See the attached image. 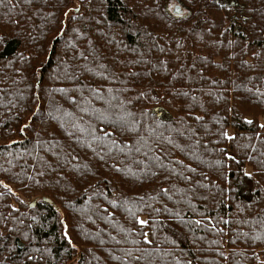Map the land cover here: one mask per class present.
I'll return each instance as SVG.
<instances>
[{
    "label": "trees",
    "instance_id": "trees-1",
    "mask_svg": "<svg viewBox=\"0 0 264 264\" xmlns=\"http://www.w3.org/2000/svg\"><path fill=\"white\" fill-rule=\"evenodd\" d=\"M167 1L0 0V264H264V0Z\"/></svg>",
    "mask_w": 264,
    "mask_h": 264
},
{
    "label": "rangeland",
    "instance_id": "rangeland-1",
    "mask_svg": "<svg viewBox=\"0 0 264 264\" xmlns=\"http://www.w3.org/2000/svg\"><path fill=\"white\" fill-rule=\"evenodd\" d=\"M167 7L170 13H173L177 8L180 7L179 3L177 0H168L167 1ZM182 7V6H181ZM185 13H187V9H185L184 11ZM157 114L162 118V119H166L167 116L164 112L162 111H158ZM262 123L264 124V118L262 119Z\"/></svg>",
    "mask_w": 264,
    "mask_h": 264
},
{
    "label": "water",
    "instance_id": "water-1",
    "mask_svg": "<svg viewBox=\"0 0 264 264\" xmlns=\"http://www.w3.org/2000/svg\"><path fill=\"white\" fill-rule=\"evenodd\" d=\"M174 13L177 14V15L182 14V13H183V8H181V7L177 8V9L174 11ZM44 201H45V202H48V203H50V204H52V202H51L49 199H46V198H45ZM34 206H35V203L32 204V207H34Z\"/></svg>",
    "mask_w": 264,
    "mask_h": 264
}]
</instances>
